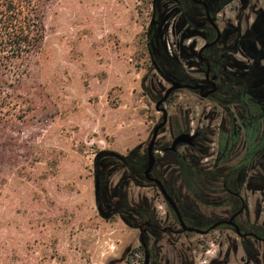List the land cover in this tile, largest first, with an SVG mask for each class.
<instances>
[{"label":"rangeland","instance_id":"rangeland-1","mask_svg":"<svg viewBox=\"0 0 264 264\" xmlns=\"http://www.w3.org/2000/svg\"><path fill=\"white\" fill-rule=\"evenodd\" d=\"M143 1L49 0L46 39L23 63L27 72L14 89L13 116L0 120V264H128L140 245L139 231L119 216L109 218L120 196L133 206L147 205L159 217L169 213L159 190L143 178L137 184L125 163L146 154L163 117L156 102L170 87L151 63L152 9ZM237 12L232 4L225 19L236 25ZM176 23L173 18L168 24L167 53L198 80L202 75L180 49L189 53L192 43L199 49L204 41L180 39ZM164 108L169 124L159 136L156 155L164 157L160 150L170 147L178 132L199 129L214 133L208 132L203 147L216 153L222 106L182 90ZM178 153L186 156L189 150L181 146ZM159 166L180 187L174 158L165 156ZM220 192H206L209 207H200L212 221L221 217L216 207L222 203ZM99 196L110 203L105 211L97 206ZM209 217L187 224L201 229ZM225 235L233 238L220 231L205 238L165 235L157 255L162 264H178L181 254L208 264L218 257Z\"/></svg>","mask_w":264,"mask_h":264},{"label":"flooded vegetation","instance_id":"flooded-vegetation-1","mask_svg":"<svg viewBox=\"0 0 264 264\" xmlns=\"http://www.w3.org/2000/svg\"><path fill=\"white\" fill-rule=\"evenodd\" d=\"M144 1L148 2L152 9L147 32L148 52L151 63L161 78L170 87L172 81L202 86L204 94L212 92L216 87V91L206 99L216 102L218 97L223 98L216 153L213 154L210 149L203 147L204 143L209 142L206 136L210 131L199 129L185 132L197 134L194 145L186 146L189 150L188 161L193 164L195 170L187 180L179 175L181 189L175 186L176 177L164 176L159 171V163L165 156L174 158L181 146L176 150L171 149L172 145L163 147L160 151L164 153V157L160 158L156 155L159 151L156 149L159 147L158 137L155 144L156 162L151 176L164 184L188 228L192 227H189L187 222L200 223L202 219H208L209 216L200 210V207H209V203L205 201L208 200L206 192L221 191L223 197L222 203L216 205L221 211V217L217 221H212L209 217V222L203 228H193L203 232L202 234L180 233L182 226L175 211L165 200L158 186L146 177L149 161L146 150L144 157L147 165L143 179L159 190L169 213L165 217H159L156 211L147 205L136 207L129 203L131 208L127 209L124 215L130 224L126 220L123 221L128 227L139 231L140 243L136 248L140 254H134L136 249L130 253L134 255L133 264H145L147 255L149 264H162L157 252L160 251L161 238L165 235H199L205 238L217 231L232 233L233 238L232 235H225L218 257L211 259L208 264H264V0ZM232 4L239 9L236 25H233L231 19H225L224 15L225 9ZM173 18H177L174 31L176 35H180V39L190 36V39L201 38L204 41L199 49L192 43L189 53L180 49L182 58L189 59V64L193 65L195 72L202 75L198 80L185 71L180 59L170 56L181 66V71L175 73L169 72L155 60L159 47L167 51L165 35ZM220 22H223L222 28ZM191 92L199 96L201 93ZM232 101L234 105L228 106ZM210 133L214 134L212 131ZM181 134L183 133L178 132L173 141ZM213 157L216 158L215 161L206 163ZM129 160L130 158L125 160V163ZM214 171H217L218 175H214ZM183 183L187 184L189 190L182 186ZM119 204H115L114 211H118ZM170 221H173L171 225H163ZM166 264L171 263L167 261ZM178 264L196 262L188 261L187 257L181 254Z\"/></svg>","mask_w":264,"mask_h":264},{"label":"trees","instance_id":"trees-1","mask_svg":"<svg viewBox=\"0 0 264 264\" xmlns=\"http://www.w3.org/2000/svg\"><path fill=\"white\" fill-rule=\"evenodd\" d=\"M48 2L49 0H0V120L13 116L14 89L22 82L23 76L27 72L23 63L41 50L46 39ZM155 60L165 66L169 72L181 71L179 62L172 59L161 47L158 48ZM222 102V97L216 99V103L220 106H222ZM233 105V101L228 104L230 107ZM132 158L126 165L136 174L133 180L139 184L138 178H143L146 169V157H137L136 161H132ZM188 158L187 155L174 154L178 172L186 180L195 170ZM213 174L218 175V172L214 171ZM182 186L189 190L186 183H183ZM120 197L118 211L113 210L109 218L120 216L130 224L124 215V212L131 208L128 197L126 195ZM108 205H110L109 201L106 202L101 196L98 197L97 206L102 211L103 209L105 211ZM137 252L139 253L138 249L134 254ZM130 261L132 262L133 258Z\"/></svg>","mask_w":264,"mask_h":264},{"label":"water","instance_id":"water-1","mask_svg":"<svg viewBox=\"0 0 264 264\" xmlns=\"http://www.w3.org/2000/svg\"><path fill=\"white\" fill-rule=\"evenodd\" d=\"M179 90H190V91H201L200 97L203 99H206L210 94L214 93L216 91V87H214V90L210 93L204 94V87L202 86H193L190 84H184L180 81H172V86L165 92L164 96L156 102L155 109L158 113H162V121L154 128L153 133H152V138L151 141L147 147V156H148V168L146 170V177L148 181L156 184L158 188L160 189V192L164 196L165 200L168 202V204L172 207V209L175 211L176 215L178 216V219L181 223L182 230L180 233H185V232H196L199 234H202L203 232L198 231L193 228H188L184 221L181 218L180 212L178 210V207L176 203L173 201V199L170 197V195L167 193L164 184L151 176V172L154 168L155 162H156V151H155V144L156 141L161 133V131L167 126L168 124V112L167 110L163 107L164 104L167 102V100L176 92ZM197 137V134L192 135L191 133H183L179 135L172 144V150H176L179 146H193L194 141ZM101 156L99 154L96 158V160ZM95 168H97V165L95 164ZM95 189H96V195L99 194L100 191V182H99V177L96 172L95 174ZM97 197V196H96ZM145 264H149V255L146 256V262Z\"/></svg>","mask_w":264,"mask_h":264}]
</instances>
